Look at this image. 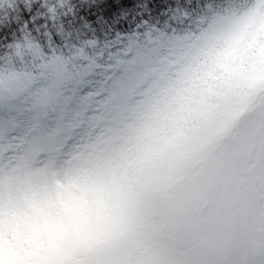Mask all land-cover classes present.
Instances as JSON below:
<instances>
[{
    "label": "rangeland",
    "instance_id": "374dc122",
    "mask_svg": "<svg viewBox=\"0 0 264 264\" xmlns=\"http://www.w3.org/2000/svg\"><path fill=\"white\" fill-rule=\"evenodd\" d=\"M202 17L196 18L198 22L186 26L180 33L186 39L165 46L148 61L139 58L129 61L130 51L147 49L151 52L158 47L152 38L136 31L105 57L102 53L85 54L88 59L84 56L75 62L74 72L86 89L84 103L93 110H103L107 100L103 93L109 80L113 76L123 78L132 101L118 125L101 124L102 131L98 129L91 138L88 135L77 137L54 159L46 154L32 155L24 147V137L18 133H0V264H132L131 257L141 250L136 241L129 239L127 231L95 235L107 209L103 200L93 197L104 175L114 172L125 159V149L133 134L140 139L144 129L138 127V122L143 119L144 109L149 105L159 108L171 98L169 61L196 65L215 51L211 33L213 28L225 24L224 17L222 13ZM235 32L238 30L230 25L229 34ZM234 46L241 66L255 68L264 57V43L255 33L249 34L246 43L240 41ZM4 55L11 60L10 54ZM17 59L18 64L8 61L0 64L3 70L0 77L4 78L5 85L23 90L39 73L32 70L36 61L30 51L22 49ZM96 61L100 65H95ZM129 63L132 67L125 71ZM226 67L232 71L230 66ZM10 74L12 79L9 80ZM238 91L229 76L220 91L209 89L208 94L219 100ZM239 94L243 111L237 119L248 114L244 129L256 141L255 130L264 128V85L253 83L246 92ZM215 107L218 105H209L210 109ZM259 147L258 155L264 160V138L259 140ZM209 148L211 144L193 150L179 162L162 163L147 186L143 207H151L150 197L168 198L174 187L189 178L201 152ZM137 264L149 262L138 260Z\"/></svg>",
    "mask_w": 264,
    "mask_h": 264
},
{
    "label": "clouds",
    "instance_id": "9594fccd",
    "mask_svg": "<svg viewBox=\"0 0 264 264\" xmlns=\"http://www.w3.org/2000/svg\"><path fill=\"white\" fill-rule=\"evenodd\" d=\"M240 3L225 0V24L213 28L215 51L208 58L196 65L169 61L171 98L159 108L144 109L138 122L144 129L140 139L133 134L125 159L104 175L93 197L103 200L107 209L95 235L127 231L141 250L131 257L132 264L223 260L226 250L241 238L264 243V160L258 155L264 128L255 130L253 141L244 129L248 114L237 119L243 111L239 93L253 83L264 85V57L255 68L241 66L234 46L246 43L251 33L264 43V0H244L243 8ZM203 5L215 7L213 16L222 6L218 0H203ZM230 25L238 32L229 34ZM135 59L134 51L129 61ZM131 67L129 63L125 71ZM229 76L239 91L219 100L209 96V89L220 91ZM210 104L218 107L210 109ZM209 144L187 180L168 198L150 197L151 207H143L147 186L162 163L179 162Z\"/></svg>",
    "mask_w": 264,
    "mask_h": 264
},
{
    "label": "snow or ice",
    "instance_id": "6c2138e0",
    "mask_svg": "<svg viewBox=\"0 0 264 264\" xmlns=\"http://www.w3.org/2000/svg\"><path fill=\"white\" fill-rule=\"evenodd\" d=\"M0 11L5 13L0 19V64H18L17 57L25 49L33 53L32 70L39 73L23 90L5 85L0 77V133H18L32 155L54 159L77 137H93L101 124L118 125L132 101L123 78L113 76L105 85L103 110L86 105V89L74 72L76 54L85 56L89 46L99 51L119 47V41L128 39L125 33L134 28L158 45L151 52L135 50L136 59L148 61L165 46L186 39L180 35L185 27L198 22L201 12H214L215 7L205 9L203 0L199 5L195 0H59V5L37 0L25 8L14 5L13 0H0ZM225 255L223 260L192 264H264V243L241 238Z\"/></svg>",
    "mask_w": 264,
    "mask_h": 264
},
{
    "label": "trees",
    "instance_id": "16d2710c",
    "mask_svg": "<svg viewBox=\"0 0 264 264\" xmlns=\"http://www.w3.org/2000/svg\"><path fill=\"white\" fill-rule=\"evenodd\" d=\"M37 2V0H13V4L14 5H19V4H23L24 6H25V8H27V7H29L30 5H32V4H34V3H36ZM182 2H184V3H188V2H191V0H182ZM218 2L222 5L221 7H220V9L219 10H217V14L218 13H223L224 12V6H225V0H218ZM48 3L49 4H56V5H59V0H48ZM195 3H197V5H198V0H195ZM228 8H232L233 7V5L231 4V3H228L227 5H226ZM245 5H244V0H241V3H240V5H239V7H241V8H243ZM4 12H1L0 11V19H2L3 18V16H4ZM10 14H12V13H10ZM201 16H206V17H208V18H210L211 16H213V15H211L210 13H205V12H201V14H200V16H198V17H201ZM197 17V18H198ZM136 30L133 28V29H131L130 31H128V32H126L125 33V35L127 36V35H129V34H132L133 32H135ZM33 36H34V38H38V34H33ZM124 42V40H121V41H119L118 43H119V45L121 44V43H123ZM46 43V42H45ZM115 46H113L112 48H111V50L114 48ZM108 51H110V49H108V48H105V49H103V51H99V50H96L95 48H93L92 46H89L87 49H86V53L85 54H88L89 56H94V55H98L99 53H102V54H104L103 55V57H105L106 56V53L108 52ZM4 54H7V53H4ZM46 55H50V53H45ZM65 55H67V53H65ZM77 56H78V59L76 60L77 62H79V61H81V59H82V57H84V56H79V54H76ZM85 56H87V55H85ZM98 58V57H97ZM0 59H2V57H0ZM97 62V61H96ZM95 65H100L98 62H97V64H95ZM97 67V66H96ZM93 71H94V69L91 71V76H93Z\"/></svg>",
    "mask_w": 264,
    "mask_h": 264
}]
</instances>
